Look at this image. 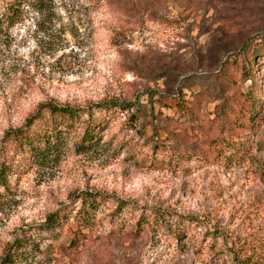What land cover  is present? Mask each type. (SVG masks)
<instances>
[{"label":"rangeland","instance_id":"obj_1","mask_svg":"<svg viewBox=\"0 0 264 264\" xmlns=\"http://www.w3.org/2000/svg\"><path fill=\"white\" fill-rule=\"evenodd\" d=\"M42 1L0 35V264H264V122L255 160L216 152L264 118V0Z\"/></svg>","mask_w":264,"mask_h":264},{"label":"trees","instance_id":"obj_2","mask_svg":"<svg viewBox=\"0 0 264 264\" xmlns=\"http://www.w3.org/2000/svg\"><path fill=\"white\" fill-rule=\"evenodd\" d=\"M24 3V0H15L13 2L6 3L7 11L0 12V35L4 34V26L5 25H12L16 19H18L16 16L18 14V8L19 6H22ZM43 1L40 0V4H42ZM19 5V6H18ZM261 101L256 102L252 101V106L250 109L246 110V114L242 116V118L239 117V121L235 123L234 127L229 125L227 127V133L219 140V144L217 145L216 152L218 153V158L222 162V166L226 170H230L233 167L241 166L242 164H245L249 160H255L257 157H255L254 154V142L255 137L257 133L259 132L260 126L264 122L263 118V111L261 109V106H259ZM118 102H110L107 104L108 106L116 105ZM128 103V104H127ZM124 101L123 104L125 107L132 108L134 105L133 103H129L128 101ZM114 105V106H115ZM43 105L40 106L39 111L42 112V110L46 109L50 111L52 114H58V115H68L73 116L76 114V110L71 106H60L57 104H45L44 108L41 109ZM42 116V113H38L32 118L29 119V123L26 124V126H32L34 125L35 121L37 119H40ZM246 117V118H245ZM22 132V131H21ZM27 142L29 143V139H27ZM264 150V147L261 145L259 147ZM0 183H2L3 175H0ZM83 204L84 205H90L94 206V199L92 197H89L88 195L83 197ZM86 214V213H83ZM87 216V215H82ZM162 219L166 218L165 214L161 215ZM87 218V217H86ZM148 217H146L145 213H142L140 215V218L138 219L136 223V229L137 230H143L145 226L148 224ZM59 220L55 217H51L49 219V225H56L59 224ZM190 223L198 224V220L195 219L193 221H190ZM196 227V226H195ZM173 235L176 239H180L184 235H188L190 229L189 227H181L178 225H175V228L173 230ZM192 231V230H191ZM139 232H136L138 234ZM206 236L203 237V240H207V236L209 235V232L206 231L204 234ZM207 242V241H206ZM204 243L205 246L212 245V242ZM202 243H194V246L197 248L202 247ZM223 251L229 252L233 257H239V254H245L244 246L236 245V243H232V246L225 245L222 249ZM5 259L1 264H20L17 257H20L16 254L15 250H7V252L4 255Z\"/></svg>","mask_w":264,"mask_h":264}]
</instances>
